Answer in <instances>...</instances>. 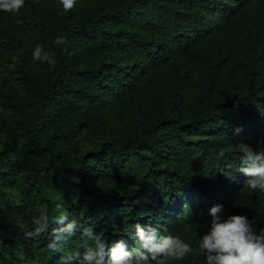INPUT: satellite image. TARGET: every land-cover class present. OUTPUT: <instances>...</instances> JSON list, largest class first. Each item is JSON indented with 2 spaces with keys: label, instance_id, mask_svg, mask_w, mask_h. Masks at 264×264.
<instances>
[{
  "label": "trees",
  "instance_id": "trees-1",
  "mask_svg": "<svg viewBox=\"0 0 264 264\" xmlns=\"http://www.w3.org/2000/svg\"><path fill=\"white\" fill-rule=\"evenodd\" d=\"M37 42L54 66L32 59ZM237 138L264 147V0H76L67 12L25 0L0 11V264H63L82 235L47 248L61 212L106 242L131 245L136 221L163 225L192 244L178 264H203L212 204L264 225ZM39 210L50 227L34 241L25 232Z\"/></svg>",
  "mask_w": 264,
  "mask_h": 264
},
{
  "label": "clouds",
  "instance_id": "clouds-1",
  "mask_svg": "<svg viewBox=\"0 0 264 264\" xmlns=\"http://www.w3.org/2000/svg\"><path fill=\"white\" fill-rule=\"evenodd\" d=\"M76 0H57V7L64 12L72 9ZM25 5V0H0V11L16 13ZM65 35H56V45L66 44ZM66 50V49H62ZM34 61L54 66L56 57L44 45L37 42L32 48ZM241 131L233 129V135ZM264 144V140L258 141ZM238 149V171L245 176L244 185L251 190L264 192V147L253 148L244 140L236 139ZM228 149L220 146L216 155L223 158ZM231 166V165H229ZM61 205H57L60 208ZM211 219L198 237V248L203 264H264V225L257 227L256 221L246 213L224 211L221 203H214L207 209ZM31 227L25 236L37 240L49 232L50 218L44 210L30 217ZM58 226L52 228L47 248L53 251L63 249L70 237L81 230V248L67 253L60 259L63 264H178L193 251L192 244L180 234H173L163 225L136 221L129 236L131 245L124 238L106 242L102 233L85 225L76 217L68 218L61 212ZM82 249V250H81Z\"/></svg>",
  "mask_w": 264,
  "mask_h": 264
}]
</instances>
